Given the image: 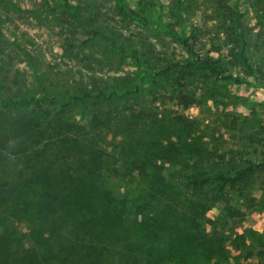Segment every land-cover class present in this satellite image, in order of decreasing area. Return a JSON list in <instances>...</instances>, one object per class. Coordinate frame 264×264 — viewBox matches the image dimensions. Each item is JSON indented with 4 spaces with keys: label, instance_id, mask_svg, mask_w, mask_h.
I'll list each match as a JSON object with an SVG mask.
<instances>
[{
    "label": "trees",
    "instance_id": "16d2710c",
    "mask_svg": "<svg viewBox=\"0 0 264 264\" xmlns=\"http://www.w3.org/2000/svg\"><path fill=\"white\" fill-rule=\"evenodd\" d=\"M174 3L153 21V2L133 10L115 0L118 19L139 32L110 41L125 70L102 85L65 83L69 71L58 76L48 65L60 93L41 82L40 96L0 99V264H160L154 241L169 216L160 200L171 190L191 198L193 221L218 206L234 217L231 203L264 193L263 110L235 92L256 86L264 94V0H215L211 22L189 26L184 2ZM146 33L169 41L158 46ZM69 36L60 37L64 53L79 47ZM166 101L182 112V133L196 136L181 162L186 174L174 173L169 154L125 143L132 125L124 111ZM192 109L195 116L185 114ZM106 135L118 142L106 144Z\"/></svg>",
    "mask_w": 264,
    "mask_h": 264
},
{
    "label": "rangeland",
    "instance_id": "374dc122",
    "mask_svg": "<svg viewBox=\"0 0 264 264\" xmlns=\"http://www.w3.org/2000/svg\"><path fill=\"white\" fill-rule=\"evenodd\" d=\"M127 1L130 8L137 10L136 5L140 0ZM145 1L153 2L149 10V19L153 21L161 12L169 16L170 8L175 7L174 0ZM182 1L186 8L182 19L184 26H189L197 19L198 22H211L213 14L209 8L215 0ZM114 2L0 0V99L7 96L27 99L40 96L41 82L45 90L59 92L62 81L59 84L56 80L54 83L47 80L44 67L48 65L56 68L58 76L69 71L70 75L64 77L65 83L71 80L84 84L95 80L102 85L120 70L124 71V58L109 43L112 41L119 44V34L127 38L139 30L118 19L113 9ZM164 22V26H168L169 23ZM256 22L253 16L246 20L255 32ZM70 32L74 36H69ZM68 36L76 39L79 45L78 50L74 47L72 53H64L60 49V37ZM144 36L150 40L153 38L152 43L158 46V38L166 43L169 41L163 33H146ZM49 84H53V87ZM238 88L235 92L244 97V103L263 110L260 111L263 112L264 120L263 89L256 86ZM196 113L192 109L185 114L195 116ZM124 114L127 122L132 125L131 133L125 140L129 150L146 149L155 155L164 152L179 164L174 173L188 172V163L181 165V162L187 160L186 154L191 151L196 136L187 137L182 133L178 120L182 112L179 109H172L168 101L164 102V106L159 102L148 105L133 103ZM135 124L139 126L133 127ZM111 125L112 129L118 126L117 123ZM117 136L123 139L122 134ZM105 137L106 144L118 142L111 139L110 135ZM2 138L0 134V140ZM164 164V161L159 162V165ZM171 191L167 198L160 200V208L167 211L164 214L169 215L167 224L156 231L157 240L154 241L158 247V256L164 260L160 264H264V193H255L240 203H231L229 208L235 212L234 217H229L223 211V206H218L199 214L193 221L191 198L183 194L180 186Z\"/></svg>",
    "mask_w": 264,
    "mask_h": 264
}]
</instances>
